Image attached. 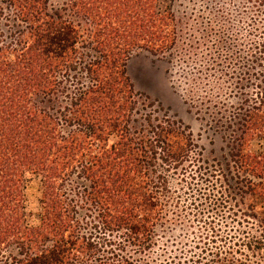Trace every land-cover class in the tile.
<instances>
[{
	"label": "trees",
	"instance_id": "1",
	"mask_svg": "<svg viewBox=\"0 0 264 264\" xmlns=\"http://www.w3.org/2000/svg\"><path fill=\"white\" fill-rule=\"evenodd\" d=\"M160 2L0 0V264H264V73L221 121L228 160L204 158L127 76L135 50L176 43ZM245 2L260 31L264 0ZM204 218L199 253L152 252L163 223Z\"/></svg>",
	"mask_w": 264,
	"mask_h": 264
},
{
	"label": "rangeland",
	"instance_id": "2",
	"mask_svg": "<svg viewBox=\"0 0 264 264\" xmlns=\"http://www.w3.org/2000/svg\"><path fill=\"white\" fill-rule=\"evenodd\" d=\"M65 1L49 0L52 5ZM159 7L175 16L176 43L161 54L135 50L127 62V76L141 101L180 120L204 158L223 165L228 160L231 132L220 126L221 121L234 112L228 106L245 105L247 96L259 92L252 85L261 77L253 79L251 74L264 73V64L247 69L245 61L249 42L264 39V25L260 31L251 30L253 15L245 0H161ZM25 207L26 213L35 216L37 196L28 195ZM204 220L205 224L163 223L155 231L152 252L180 249L184 258L199 253L194 247L209 244L211 234L207 229L210 218Z\"/></svg>",
	"mask_w": 264,
	"mask_h": 264
}]
</instances>
